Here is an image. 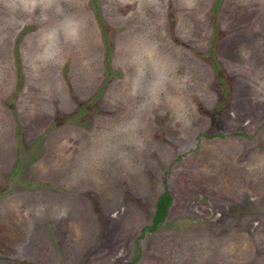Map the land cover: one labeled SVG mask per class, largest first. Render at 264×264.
<instances>
[{
  "label": "rangeland",
  "instance_id": "374dc122",
  "mask_svg": "<svg viewBox=\"0 0 264 264\" xmlns=\"http://www.w3.org/2000/svg\"><path fill=\"white\" fill-rule=\"evenodd\" d=\"M128 262L264 264V0L0 2V264Z\"/></svg>",
  "mask_w": 264,
  "mask_h": 264
},
{
  "label": "trees",
  "instance_id": "16d2710c",
  "mask_svg": "<svg viewBox=\"0 0 264 264\" xmlns=\"http://www.w3.org/2000/svg\"><path fill=\"white\" fill-rule=\"evenodd\" d=\"M218 0H216L217 2ZM172 198L170 193L164 187L160 194L156 197L153 204V213L150 218V223L141 229V234L144 232H154L164 221ZM132 264V262L124 263Z\"/></svg>",
  "mask_w": 264,
  "mask_h": 264
},
{
  "label": "clouds",
  "instance_id": "9594fccd",
  "mask_svg": "<svg viewBox=\"0 0 264 264\" xmlns=\"http://www.w3.org/2000/svg\"><path fill=\"white\" fill-rule=\"evenodd\" d=\"M0 2L4 3L5 7L10 9L13 14L24 10L29 0H0ZM31 3H35V0H31Z\"/></svg>",
  "mask_w": 264,
  "mask_h": 264
}]
</instances>
